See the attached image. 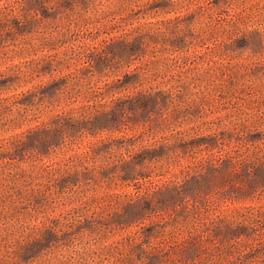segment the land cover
<instances>
[{
  "label": "rangeland",
  "instance_id": "374dc122",
  "mask_svg": "<svg viewBox=\"0 0 264 264\" xmlns=\"http://www.w3.org/2000/svg\"><path fill=\"white\" fill-rule=\"evenodd\" d=\"M0 264H264V0H0Z\"/></svg>",
  "mask_w": 264,
  "mask_h": 264
}]
</instances>
